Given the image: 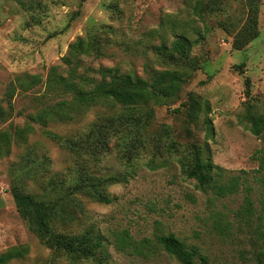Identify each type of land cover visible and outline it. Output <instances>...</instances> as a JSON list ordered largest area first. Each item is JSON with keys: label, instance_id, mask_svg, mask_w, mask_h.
Listing matches in <instances>:
<instances>
[{"label": "rangeland", "instance_id": "374dc122", "mask_svg": "<svg viewBox=\"0 0 264 264\" xmlns=\"http://www.w3.org/2000/svg\"><path fill=\"white\" fill-rule=\"evenodd\" d=\"M249 2L257 8V36L235 49L234 33L245 23ZM89 33H102V55L83 57L78 74L88 72L98 79L99 68H117L120 74L149 80L152 72L173 69L179 61L180 54L156 53L179 35L193 42L185 62L196 70L188 73L177 96L153 106L155 115L145 130L148 148L127 160L112 141L100 163L87 161L85 167L94 175L119 180L106 189L113 202L84 198L83 219L76 225H56L54 231L75 235L93 226L106 239L110 264H179L154 242L155 236L169 233L197 250L196 264H264L257 258L264 251V238L256 232L264 138L249 131L247 119L264 115V0H0V101L11 115L0 120V133L22 128L44 94L41 86L26 95L17 88L10 110L4 100L9 84L24 74L45 80L55 66L63 73L67 67L62 57L69 45ZM108 113L90 109L73 123L50 124L46 130L81 136ZM33 126L28 146H14L0 157V252L28 247L24 259L9 264H94L53 251L17 213L10 186L15 179H26L24 156L30 164L49 159L47 180L74 166L68 153L47 139L39 125ZM196 156L223 170V180L238 177L237 193L218 199L211 191L198 190L196 180L187 175ZM247 187L256 209L249 225L236 216ZM261 229L264 235V219ZM123 232L143 254L114 247L113 236ZM144 239L148 243L142 246Z\"/></svg>", "mask_w": 264, "mask_h": 264}, {"label": "trees", "instance_id": "16d2710c", "mask_svg": "<svg viewBox=\"0 0 264 264\" xmlns=\"http://www.w3.org/2000/svg\"><path fill=\"white\" fill-rule=\"evenodd\" d=\"M234 34L235 49H241L256 38L257 8L253 2H249L245 23ZM101 36L102 33H89L70 44L67 56L62 57V62L67 67L63 73L55 66L49 69L45 80L38 75L24 74L18 76L15 83L9 84L4 100L10 110H13L11 101L17 88L20 93L26 95L37 86H41L44 88V94L38 98L40 102L36 105V110L27 115L28 121L22 128L11 127L10 130L0 133V157L8 155L14 146H28V139L35 132L33 125H39L47 139L57 143L60 149L68 153L74 160V166L65 174L54 175L48 180L49 159L44 158L38 163L33 161L30 164L28 158L24 156L22 162L25 165L26 179L23 177L15 179L10 186L15 208L28 228L53 251L62 253L71 261L110 264L106 239L99 235L93 226L75 235H59L54 231L55 226L78 224L83 219L79 217L80 215L83 217L84 198L99 204L113 202L106 189L119 180L115 176L94 175L85 167L87 161L100 163L108 155L112 141L115 142V147L119 148L121 158L127 160L136 156L140 150L148 148L145 130L155 115L153 106L161 105L171 97L177 96L188 73L196 70V65L185 62L193 42L179 35L169 47L160 45L156 49L158 55H164L168 51L180 54L179 61L174 64L173 69L152 72L149 80L132 74H120L117 68H99L96 71L98 79L91 77L88 72L78 74L77 70L81 67L83 57L102 55ZM245 86L248 95L250 88L248 79L245 80ZM96 108L106 109L109 113L96 119L81 136L62 137L46 130L50 124L73 123L82 113ZM193 109L194 104L191 103L190 114ZM7 116L11 115L3 109L0 101V120ZM247 119L250 121L249 131L257 137L264 138V115L254 113ZM259 153L262 157L260 168L264 169V147ZM22 162L19 166H22ZM187 175L196 180L198 190L205 193L211 191L215 198L237 193L239 178L228 177L223 180V170L215 167L208 159L201 161L200 156L195 157L194 166ZM26 180H31L32 184L37 186L36 192L30 189L33 185L28 186ZM259 182L262 193L259 199L256 232L263 240L261 222L264 219V173L260 176ZM244 190L247 192L244 204L236 216L240 221L243 220L245 225H249L256 209L249 195L251 188L247 187ZM113 238V245L118 251L125 252L133 248L138 254H143L136 249L128 233L123 232L114 235ZM154 242L168 258L179 264H196L194 258L198 254L197 250L189 248L173 234L157 235ZM147 243L148 240L144 239L141 245ZM28 252L27 246L8 248L0 252V264L24 259ZM257 258L264 262V251H261ZM200 259L205 263L204 258Z\"/></svg>", "mask_w": 264, "mask_h": 264}]
</instances>
